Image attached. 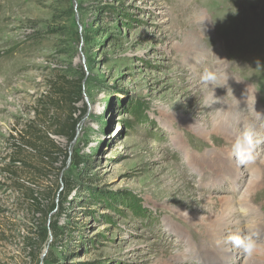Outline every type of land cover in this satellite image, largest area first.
<instances>
[{
  "label": "rangeland",
  "instance_id": "1",
  "mask_svg": "<svg viewBox=\"0 0 264 264\" xmlns=\"http://www.w3.org/2000/svg\"><path fill=\"white\" fill-rule=\"evenodd\" d=\"M207 67L249 88L264 110V0H0V264H231L214 253V218L237 203L231 187L243 184L258 192L253 207L264 221V152L240 165L250 178L233 179V148L215 163L220 148L197 150L208 183L184 165L198 137L192 123L213 130L223 108L225 130L238 121L223 87L212 93L194 81ZM73 76L81 100L68 144L37 116L38 106L53 105L48 85ZM66 108L53 105L51 118L62 122ZM227 137L233 146L236 137ZM51 146L84 155L88 165L54 162ZM55 191L65 200L58 224L71 227L39 244L31 198L46 205ZM176 210L189 217L169 233L164 224H172L170 214L181 218ZM193 214L212 220L199 225ZM178 235L193 248L188 262L178 258L185 248ZM257 241L252 256L243 251L233 264H264Z\"/></svg>",
  "mask_w": 264,
  "mask_h": 264
},
{
  "label": "bare ground",
  "instance_id": "2",
  "mask_svg": "<svg viewBox=\"0 0 264 264\" xmlns=\"http://www.w3.org/2000/svg\"><path fill=\"white\" fill-rule=\"evenodd\" d=\"M195 55H197V54H195ZM200 55L202 56V54H200ZM218 55L219 54L217 53L216 56H218ZM204 59H206V58H204ZM217 71H219L222 74V78H221V80H219V83L222 84L223 83V77H226V76H224L223 70L218 69ZM194 81L197 83L198 86L205 88V86L202 84V82L200 81L199 78L194 77ZM209 87L211 88L212 86L209 85ZM213 90L215 93H217L216 88H213ZM221 90L226 91L225 94L228 95L229 98H231V99H229V98L224 97L223 95L221 96V99L223 100V102L228 105L227 108H230V110H232V111L234 110L237 113L238 121L236 122V125L233 124V125H235V128H231L232 129L231 132H228L230 129L228 131H227V129L225 130V128H226L225 122L226 121L224 122L225 118L223 115V112H224L223 111L224 108H223L222 110L217 109L220 117L218 118L217 125H216L215 129L212 128L213 130L204 131V129H202V127H200V126L197 127L193 123L191 124L192 127L194 128V131L197 132L198 137L195 140H193L191 143L187 144V151H186V155L184 156V160L186 158V162H184V165L189 167V170L191 171V173L193 175H195V177L197 178V181L199 183L210 182L212 179V176L210 174L211 171L208 170V167H206V168L204 167V161H202V159L200 158V154H199V152H197V150L199 148L205 149L208 146L218 147L220 149L218 151H216V154H213L210 157V161H211V163H215V161L216 162L224 161V158L221 157L220 154L226 153L228 150L233 148L232 144L230 145V143H228V141H227L228 140V137H227L228 134H233V136L237 137V135H239V133L242 130H249L250 129L254 133V140H255V150H254L253 156L254 157L258 156V158H260L261 157L260 154H262L264 152V110H261V109L258 110V108L256 107V104H255L256 102L254 103V101L251 98L252 96L250 95L249 88H245L244 86H240L237 84V82H234L232 79H229L227 77L226 86H224L223 89L221 88ZM208 92H209V88H208ZM207 97H209V96H207ZM258 113L260 114V116L258 115ZM232 123L233 122H231V124ZM212 124H213V122H212ZM226 137H227V140H226ZM217 140H220V141H217ZM204 153L205 152L203 151L202 154H204ZM232 155H233V153L230 152V156H232ZM255 158L258 159L257 157H255ZM189 159H190V162H189ZM201 163H203V165ZM227 163L230 164L229 166L232 168L231 173H232L233 179H236L238 177L244 178V176H248L250 178L252 172H250V170L248 168L243 170L240 167V164L237 163L234 155H233V157H231L230 162H227ZM226 167H227V165H226ZM224 169H225V167L223 168V170ZM244 181H246V180H244ZM231 188L233 191H235V192L239 191V193H240L238 196L237 203L235 205L226 204L223 206L222 209L220 208L221 211H220L219 215L216 218H214V220L217 222V224H216V229L212 233V236H213V249H214L215 255L218 257V259L224 260L225 263L233 264V262L236 263L237 261L240 260L243 250L240 248L234 247L230 243L226 242L224 237L229 232H239L242 235L247 233L249 235H252L253 238L256 240L264 241V221H262L260 214H258L257 211H254V207H253V204L257 203V200L255 198V194L258 192H255L253 194V193H251L252 191L250 188H248L247 190L243 189V184L238 185V186L233 185ZM214 203L215 202L213 201V204ZM241 206H243L247 209V215L245 218H241L238 211H237V209H239ZM175 212L178 214V216L180 215L181 218L175 219V217L171 214L167 216L168 219L172 221L171 225L166 224V223L164 224V226L168 228L167 232H169V233H170V230H173L174 232L178 233L175 225L180 224L181 219H184L183 222H186V219L189 217L184 212V210H176ZM194 215L195 214H193V216ZM193 216H191V217H193ZM191 217H190V219H192ZM197 217L196 216L193 217L194 219H196L195 223L205 224L204 226L209 225V222L212 220L211 218L209 220V217H208L206 219V223H205V221L202 218L199 219V217L198 218ZM177 218H179V217H177ZM247 218H249L250 220L247 221L246 220ZM248 225H250V227ZM209 232L210 231H208V233ZM181 233H183V232H180V234ZM178 236H180V235H178ZM180 238L182 239L181 236H180ZM182 242H184L185 248H184L183 252L181 253V255L178 256V258H179L180 262H186V261L188 262L189 260H191V257L194 256V251H193V248L191 249L188 246V239H182ZM259 242H261V241H259ZM197 249L199 250V248H197ZM178 253H180V252H178ZM159 263H161V262H159Z\"/></svg>",
  "mask_w": 264,
  "mask_h": 264
},
{
  "label": "trees",
  "instance_id": "3",
  "mask_svg": "<svg viewBox=\"0 0 264 264\" xmlns=\"http://www.w3.org/2000/svg\"><path fill=\"white\" fill-rule=\"evenodd\" d=\"M79 76H73L71 78H65V79H56L52 83L48 85V92L49 97L47 99L49 101L53 102V105L58 106V103L60 105L64 104L66 105V109L69 111V115L66 119L62 120V122L57 119L56 117L51 118L50 115V109L53 107V105H50L49 103H45L43 106H38V118L46 117L47 122L46 125H50L49 129L51 130V133L55 137L64 138L68 144L71 143L76 134V126L78 124V119H73L72 115L75 112V107L77 104L80 103L81 100V88L79 85ZM84 113V112H83ZM51 121V122H50ZM33 137L36 135L35 132H32ZM37 136V135H36ZM35 136V137H36ZM33 137L32 140L33 141ZM34 137V139H35ZM46 138V137H45ZM47 151L49 154H47V157H52V160L55 162L57 161V156L62 157V163L65 165L66 161L68 160L71 165L74 167H85L88 165L89 159H87L84 155H77L72 154L70 152H67L65 150H60L56 146H51L48 148ZM61 181V185L63 189H68L67 192L71 191L69 189L70 183L69 182H63ZM88 189V188H87ZM56 195V196H55ZM101 196L103 194H100ZM52 196L57 197L56 199H49L46 203V205H42L38 202L37 199L31 198V205H33V212L34 214L39 218L40 222L37 224L36 230L34 234L36 235L35 240L39 244H43L48 242V240L51 238L53 242H56L58 239H61L64 237L65 234H68L69 231V220H67V224L60 226L58 224V220L61 217V215L64 212V208L61 207L62 204L65 202V200L60 199L58 192L53 193ZM59 199V200H58ZM30 205V206H31ZM51 218H54L52 221ZM32 243L30 244L31 248H34L33 246V240H31ZM51 242L50 244H52ZM48 255V254H47ZM37 258V256H35ZM45 262V264H58L56 258H53L51 260H47L44 258L42 262Z\"/></svg>",
  "mask_w": 264,
  "mask_h": 264
},
{
  "label": "clouds",
  "instance_id": "4",
  "mask_svg": "<svg viewBox=\"0 0 264 264\" xmlns=\"http://www.w3.org/2000/svg\"><path fill=\"white\" fill-rule=\"evenodd\" d=\"M204 20L205 19L200 20L198 24L200 34L203 36H205L202 32V22ZM216 59L220 60L217 57ZM221 78H222V74L213 67L204 68L203 72L199 76V79L202 82V84L205 87L211 89L212 93H213L212 90L213 88L226 86L227 77H223L222 84L217 83V81L221 80ZM209 85H211L212 87L210 88ZM209 106L211 105H206L205 107H209ZM258 115L260 116L259 113ZM254 150H255L254 133L250 129L242 130L239 133V135H237L235 142L233 144V155L237 163L240 165H244L245 163L251 161L253 159ZM185 162H186V158H185ZM237 211L241 215H247V209L243 206L237 209ZM224 239L232 246L242 249L247 256H252L253 253H255L259 247L258 241L254 239L252 235H249L247 233L242 235L239 232H229L224 237Z\"/></svg>",
  "mask_w": 264,
  "mask_h": 264
}]
</instances>
